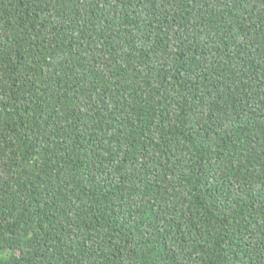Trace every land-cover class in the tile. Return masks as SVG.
Segmentation results:
<instances>
[{"label":"trees","instance_id":"16d2710c","mask_svg":"<svg viewBox=\"0 0 264 264\" xmlns=\"http://www.w3.org/2000/svg\"><path fill=\"white\" fill-rule=\"evenodd\" d=\"M0 264H264V0H0Z\"/></svg>","mask_w":264,"mask_h":264}]
</instances>
